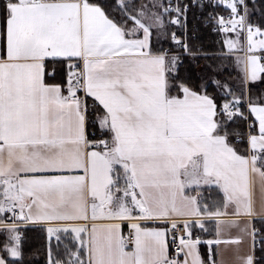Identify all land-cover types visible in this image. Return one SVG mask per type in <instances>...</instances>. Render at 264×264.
Here are the masks:
<instances>
[{
    "label": "snow or ice",
    "instance_id": "snow-or-ice-1",
    "mask_svg": "<svg viewBox=\"0 0 264 264\" xmlns=\"http://www.w3.org/2000/svg\"><path fill=\"white\" fill-rule=\"evenodd\" d=\"M117 7L119 17L105 0H0V264L23 260L28 222L43 230L47 264H256L264 94L234 90L221 56L189 43L188 16L212 9L202 19L225 34L230 51L245 53L237 63L247 85L264 79V51L256 54L264 25L250 19L264 6ZM154 34L177 50L154 49ZM185 55L215 57L199 83L179 76ZM201 186L222 198L210 205L186 194ZM210 220L207 244L217 248L204 259L198 246L212 235ZM53 239L63 244L58 259ZM222 243L234 246L230 259Z\"/></svg>",
    "mask_w": 264,
    "mask_h": 264
},
{
    "label": "trees",
    "instance_id": "trees-1",
    "mask_svg": "<svg viewBox=\"0 0 264 264\" xmlns=\"http://www.w3.org/2000/svg\"><path fill=\"white\" fill-rule=\"evenodd\" d=\"M127 2V0H125ZM105 3L109 6V11L112 15L119 17L120 8L117 7L121 3V0H105ZM135 3L140 4V0H135ZM253 0H250V6L252 5ZM257 5L264 6V0H256ZM250 19L254 23H260L264 25V16L261 12L253 11ZM198 31L196 37L191 40V44L198 45L201 48V51L208 53H215L222 58V63L225 66L224 75L229 79L230 77L235 76L237 73L236 64L234 63L232 55H226L223 53V50H220L219 40L221 35L217 32L211 31V29L203 23V21H197ZM170 47L174 49V45L171 43L170 39L166 37H161L157 40L156 36L153 35V47L154 49L160 47ZM215 57H209L207 60L203 57L193 60L189 56H182V63L179 65V76L187 77L191 81L199 83L200 79L204 76L206 72V64L211 63ZM221 63V61H217ZM59 67V65H57ZM231 82V81H230ZM235 91L240 92L243 90L239 85L232 84ZM251 88L254 94H264V79L258 80L256 82H251L248 86ZM209 91H212V87L209 86ZM91 128V127H90ZM246 131V129H244ZM201 204H210L215 205L222 197L219 190L215 187L203 189L200 193ZM215 210V208H213ZM255 226L261 230V233L264 234V221L259 219L254 221ZM207 227L212 233L211 236H204L202 243L198 246L201 257L207 259L209 255V249L212 245L207 244L209 238L215 237V221L210 220L207 222ZM199 234V233H197ZM53 245V244H52ZM58 249L54 250L53 247V259L54 256L58 254ZM22 252L23 260L19 261V264H47V241L43 230L40 227L28 228L23 233V242H22ZM256 264H264V249L260 247L259 242L255 249ZM57 258H60L57 256Z\"/></svg>",
    "mask_w": 264,
    "mask_h": 264
},
{
    "label": "rangeland",
    "instance_id": "rangeland-1",
    "mask_svg": "<svg viewBox=\"0 0 264 264\" xmlns=\"http://www.w3.org/2000/svg\"><path fill=\"white\" fill-rule=\"evenodd\" d=\"M142 2H147V0H140V3ZM131 22H129L130 25ZM230 36H232L233 39H235V34L231 33L229 34ZM154 38H155V34H154ZM221 39L219 40L218 44L220 47V50H223V53L226 55H232L234 63L236 64V69H237V73L235 74V76L230 77L229 80L231 81L232 84H236L239 85L240 88H246L250 83H248L247 85H245L244 80H243V71H242V64H238L237 63V57H240L241 60L243 59L244 55L242 54L243 51H230L225 45H224V40L227 38L225 36V34H221ZM244 42H243V38L240 37V41L237 43V49H240L243 46ZM261 51V50H260ZM257 51V55H258ZM241 91V90H240ZM58 254L55 257V259H58L57 256H59L60 253H63V244L60 245V247L58 248Z\"/></svg>",
    "mask_w": 264,
    "mask_h": 264
},
{
    "label": "crops",
    "instance_id": "crops-1",
    "mask_svg": "<svg viewBox=\"0 0 264 264\" xmlns=\"http://www.w3.org/2000/svg\"><path fill=\"white\" fill-rule=\"evenodd\" d=\"M215 187V186H214ZM206 188H209V187H207V186H201L199 189H196V188H191V189H189L187 192H186V194L187 195H193V196H195V195H199L200 196V192L203 190V189H206ZM213 188V187H212ZM216 188V187H215ZM218 189V188H217ZM219 190V189H218ZM96 223L97 224H103V223H107V221H104V220H97L96 221ZM145 227H156V226H160V225H153V224H145L144 225ZM34 227H39L38 225H34V224H32L31 222H28V223H26V224H22V226H21V229L23 230V233H24V231L26 230V229H28V228H34ZM122 232H123V234L126 236V234H127V223L126 222H124L123 224H122ZM235 232H236V230L233 228V229H231V234H235ZM229 238V232L226 230L225 231V233H224V235L222 236V240H227ZM214 239H215V237H214ZM65 242H67V241H65ZM249 243H250V241H249ZM52 244H53V247H54V250H56V249H58L57 248V246H56V244H57V242L55 241V239H53V241H52ZM222 250H224V253H225V259L227 260V259H230L231 258V250H232V248L234 247L233 245H228V244H221L220 246H219ZM212 248H213V250H215L216 248H217V246L215 245V244H213L212 245ZM130 250V249H129Z\"/></svg>",
    "mask_w": 264,
    "mask_h": 264
},
{
    "label": "built area",
    "instance_id": "built-area-1",
    "mask_svg": "<svg viewBox=\"0 0 264 264\" xmlns=\"http://www.w3.org/2000/svg\"><path fill=\"white\" fill-rule=\"evenodd\" d=\"M248 3L250 4V0H248ZM211 10L212 9H206L205 12H203V13L197 12L195 15L193 14V12H191V11L189 12V16H188V39H189V43L191 42V40H193L196 37L197 31H198L197 21H203V23L206 24L211 29V31H213L214 25L212 23H205L204 20L202 19V17L204 15H206L207 11H211ZM215 11L224 12V9L223 8H217ZM226 14L227 13H225V15ZM213 32H217L220 35L223 34L222 32H219V31H213ZM177 34L179 35V34H181V32L178 30ZM242 38H243V42H244L245 38L243 36H242ZM165 48L167 49L170 47H165ZM170 49H172V48H170ZM172 50L173 51L177 50L175 45H174V49H172ZM261 51H264V50H261ZM261 51L258 52V55L261 54ZM242 54L244 55L245 53L242 52ZM92 131H93V129L89 128V132L91 133ZM20 230L23 233V230L22 229H20ZM177 231H179V229ZM128 232H129V228H128V224H127V234H128ZM127 234H126V236H127ZM169 240H171V235H169Z\"/></svg>",
    "mask_w": 264,
    "mask_h": 264
}]
</instances>
